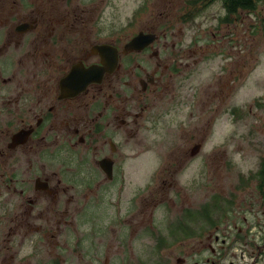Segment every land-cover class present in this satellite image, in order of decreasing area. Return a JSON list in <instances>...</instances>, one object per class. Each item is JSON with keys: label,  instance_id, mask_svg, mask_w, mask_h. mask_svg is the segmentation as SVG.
<instances>
[{"label": "flooded vegetation", "instance_id": "af4514ba", "mask_svg": "<svg viewBox=\"0 0 264 264\" xmlns=\"http://www.w3.org/2000/svg\"><path fill=\"white\" fill-rule=\"evenodd\" d=\"M253 1L135 0L123 17L122 0H0V264H264V155L224 188L207 144L225 114L234 141L229 50ZM144 154L151 170L128 164Z\"/></svg>", "mask_w": 264, "mask_h": 264}, {"label": "rangeland", "instance_id": "374dc122", "mask_svg": "<svg viewBox=\"0 0 264 264\" xmlns=\"http://www.w3.org/2000/svg\"><path fill=\"white\" fill-rule=\"evenodd\" d=\"M21 1L17 0L19 3ZM134 3L135 0H122L123 17L131 13ZM186 28L184 27L185 32H187ZM234 28L236 43L234 48L229 50L235 61L232 59L231 62V66H235V75L232 77L235 79L233 83L231 82L232 86L235 85L233 95L236 105L234 141L228 134L231 124L226 114L219 117L213 136L207 141L209 147H213L217 141L221 142L216 144L212 155L214 158L212 168H219V172L223 174L220 183L224 188H230L233 183L237 186L238 181L234 179L233 174L243 172L240 174L243 177L245 172H253V169L257 167L258 159L264 155V0H257L255 9L249 14L246 12L245 15L241 12L236 17ZM218 62L219 59H214L213 65L216 67ZM201 82L199 75L194 74L183 82V88L186 91H189L190 87L199 88ZM196 112L198 110L195 108ZM188 118L183 111V121H187ZM145 139L149 141L147 136ZM194 142L192 130L189 127L183 128V152L188 151ZM207 148L205 147L200 155L183 169V193L188 194V202L201 199L194 186L206 179V177L199 176L197 172ZM147 152L149 155L150 151ZM148 155L144 154L128 164L133 165L135 169L151 170L155 164ZM227 160L234 162L233 172L229 170Z\"/></svg>", "mask_w": 264, "mask_h": 264}, {"label": "water", "instance_id": "95a60500", "mask_svg": "<svg viewBox=\"0 0 264 264\" xmlns=\"http://www.w3.org/2000/svg\"><path fill=\"white\" fill-rule=\"evenodd\" d=\"M141 46H142V43H140V38L136 36L128 44H126L125 50H131L134 48H139Z\"/></svg>", "mask_w": 264, "mask_h": 264}, {"label": "trees", "instance_id": "16d2710c", "mask_svg": "<svg viewBox=\"0 0 264 264\" xmlns=\"http://www.w3.org/2000/svg\"><path fill=\"white\" fill-rule=\"evenodd\" d=\"M238 2H239V0H235L236 5L239 4ZM241 2H244V1H241ZM247 2H248V1H247ZM245 4H247V5L249 4L251 7H253L255 3H254V1L252 0V3L249 2V3H245ZM261 162H262V163H261V167L264 169V159H263ZM262 177H264V175H262Z\"/></svg>", "mask_w": 264, "mask_h": 264}]
</instances>
